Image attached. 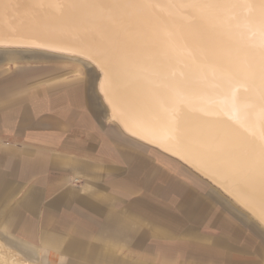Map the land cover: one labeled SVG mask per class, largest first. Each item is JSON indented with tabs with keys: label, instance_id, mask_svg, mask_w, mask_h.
<instances>
[{
	"label": "bare ground",
	"instance_id": "1",
	"mask_svg": "<svg viewBox=\"0 0 264 264\" xmlns=\"http://www.w3.org/2000/svg\"><path fill=\"white\" fill-rule=\"evenodd\" d=\"M0 43L92 60L126 134L264 225V0H0Z\"/></svg>",
	"mask_w": 264,
	"mask_h": 264
},
{
	"label": "rangeland",
	"instance_id": "2",
	"mask_svg": "<svg viewBox=\"0 0 264 264\" xmlns=\"http://www.w3.org/2000/svg\"><path fill=\"white\" fill-rule=\"evenodd\" d=\"M54 50L0 43V152L18 146L15 143L21 134H16L21 128L12 127V123L18 114L24 115L22 109L28 104L32 108L31 146L36 139L47 146L56 140L67 152L83 146L114 163V171L97 176L93 192L97 206L90 213L77 203V197L83 195L80 179L65 183L59 169L50 170L47 159L40 173L27 175L18 167V160L19 165L2 184H18L21 189L0 201V262L89 264L67 254L72 240L65 237L75 231L94 233L98 229L95 221L113 210L129 220L130 235L124 246L104 250V257L113 255L114 264H264V225L182 159L126 134L100 94L101 71L93 61L67 50ZM66 93H70L69 100L64 98ZM79 105L91 112L92 122L98 118L101 131L97 129L91 142L76 141L75 132L67 129L60 138L35 135L42 129L50 131L58 121L73 120V108ZM112 132L133 143L114 142ZM11 170L5 164V171ZM64 185L65 191L58 189ZM29 187L41 188V207L16 206ZM48 199L56 203L46 207ZM108 205L112 209L105 207ZM41 233L59 234L68 245L46 247ZM84 240L97 244L93 238Z\"/></svg>",
	"mask_w": 264,
	"mask_h": 264
},
{
	"label": "crops",
	"instance_id": "3",
	"mask_svg": "<svg viewBox=\"0 0 264 264\" xmlns=\"http://www.w3.org/2000/svg\"><path fill=\"white\" fill-rule=\"evenodd\" d=\"M68 97H70V93H66L64 96V98ZM12 106L14 107V109L16 108L15 105ZM79 106H75L73 108L75 111V115L74 119L71 120L72 122L68 120L65 123H59L60 121H58V123H56L54 125V128H52L50 131L44 132L42 129L41 131L36 132L35 135H40V137H42L43 135H47L49 139L56 137L60 138L62 135L64 136L68 133L67 130H72V132H75V136L78 137L75 139L76 141L80 139V141L83 143L91 142L92 139L90 137L97 133V129L98 131H101V128L98 124V118L95 117V119H93L94 121L92 122L91 112L87 109H84L83 105ZM22 110L25 112L24 115L18 114L13 119L14 123H12V127H17L18 130H20L21 128L20 132L16 134L18 137L21 134V137L19 139H16L15 143L16 146L18 145L17 147L21 148L8 147L3 148V150H1L0 152V201H3L2 199H5V196H7L8 193L10 194V196H12L15 191H19L21 189L18 184L12 187H4L2 185L5 181V176L11 175L13 173V167L21 164L18 167H20L21 170L25 171L24 173H26L27 175L34 173L38 174L41 172L42 168H45L47 159L48 162L50 161L51 163L50 166L53 167H50V170L59 169L61 171L60 175L63 176L65 183L70 181L71 178H77L82 181L79 191H81L83 195L81 197H77V203L90 213L96 211L95 207L97 205L93 194L95 186L94 183H96L97 181V176L99 177L101 174H105L107 176L109 172L113 173L114 163H108L104 156L100 154L98 155L96 153L94 154L93 152L91 153L89 152L90 149L84 148L83 146L69 150L71 152L61 150L62 147L59 148L56 140L54 145L47 146L43 145V140L36 139L34 146H31L29 143L31 140V138L29 137L31 134V131L29 130V128H31L29 117L31 116L32 108H29V105L27 104L26 108ZM110 134V138H112L114 142H121L125 144L127 143V145L133 143L129 138H123L115 132H112ZM18 160L20 161L19 164H17ZM6 161L12 167L11 171H5V164L8 165ZM65 185L64 187L58 189H64L66 187ZM40 189L41 188L38 187L27 188L20 201V205L16 206H18L19 208L26 207L28 209L32 207L35 208V206L38 208L41 207L43 203L41 202L42 196L39 194ZM65 190L66 188L64 189V191ZM3 191L7 192V194L3 193ZM122 191L125 192L127 190L124 187ZM67 195L68 194H66V196ZM53 203H56V201L51 199L50 201H47L45 205L46 207H48ZM105 207L112 209L113 206L108 205ZM9 214L10 216H12L13 213H8V215ZM83 215L85 214L83 213ZM84 218L88 219L89 217ZM95 222L97 223L98 229L96 227V231L94 233L89 234L86 232L75 231L74 234L65 237L66 239H69L68 241L72 240V242L69 244L70 246H68L66 249L70 250V252L67 254H75L77 257L85 261V263L89 264H114L115 259L112 257L113 255L110 254L107 258L104 257L103 255L106 254L104 250H107V248L115 249L118 245L124 246L123 244H125V239L130 237L127 231L129 220L126 217L120 216V214L111 210L108 212V215L104 219ZM40 238L43 239V244L46 247L53 246L51 248L60 249L63 247L65 248V246L68 245V241L63 242L64 237H61V235L59 234L54 235L50 233H41ZM88 238H93L94 240H96L97 244L87 243L84 239ZM62 243L64 245L63 247L61 246ZM44 250L46 251L50 249ZM5 258L3 257V259ZM0 264L22 263H12L9 260V262H0ZM58 264L64 263L61 262Z\"/></svg>",
	"mask_w": 264,
	"mask_h": 264
}]
</instances>
